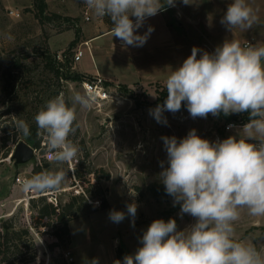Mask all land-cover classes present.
<instances>
[{
    "label": "rangeland",
    "instance_id": "obj_1",
    "mask_svg": "<svg viewBox=\"0 0 264 264\" xmlns=\"http://www.w3.org/2000/svg\"><path fill=\"white\" fill-rule=\"evenodd\" d=\"M42 1L46 4L42 15L55 12L61 17L47 20L38 16L34 0H0V64L4 66L6 58L13 55L19 56L23 63L14 90L8 96L3 92L0 77V198H7L11 204V213L0 217V221L12 216L16 228L29 230L35 248V258L29 263L122 262L125 255L134 254L141 246L140 239L154 220L174 218L178 230L195 222L190 215H181L179 204L173 206V197L156 194L150 188L161 182L160 162L168 167L161 137L175 136L179 140L195 129L201 138L222 141L236 135L237 129L248 122L241 119L247 112L192 118L182 103L178 112L163 113L167 124L158 123L150 115V109L164 103L167 77L191 55L194 46L212 53L225 40H238L242 46L264 44V0H247L259 22L247 31L232 32L220 23L231 0H190L189 5L176 0L175 6H166L138 29L141 35L149 26L154 29L141 47H123L111 32L91 38L110 31L112 25L108 17L93 16L83 0ZM64 16L70 21H64ZM9 35L11 40L7 38ZM77 48L82 54L74 60ZM44 49L55 58L59 77L44 68L45 61L38 55ZM95 76L102 79L107 99L95 101L88 109L76 106V131L69 139L80 149L78 162L56 165L48 158L43 134L37 131L39 145L34 147L27 136L16 130L15 121L17 118L27 123L34 121L47 101L61 92L66 100L74 92L84 93L83 80ZM230 125L235 127L229 128ZM21 140L33 147V156L15 163L8 156ZM36 166L41 172L62 168L68 173L66 184L52 194L61 204L72 196L78 199L75 202L78 211L68 222L71 249L70 240L58 249L48 248L55 241L54 218L34 222L37 210L29 198L43 194L48 201L49 193L23 192L16 181L17 177L24 180L34 175L32 169ZM102 198L105 207H99ZM132 203L137 205L134 224L127 214V205ZM112 210L124 212L125 219L112 222L109 218ZM234 227L237 240L264 249V217H251L247 210H242ZM67 250H71L74 260L65 257Z\"/></svg>",
    "mask_w": 264,
    "mask_h": 264
},
{
    "label": "clouds",
    "instance_id": "obj_2",
    "mask_svg": "<svg viewBox=\"0 0 264 264\" xmlns=\"http://www.w3.org/2000/svg\"><path fill=\"white\" fill-rule=\"evenodd\" d=\"M83 3L93 16L110 19L112 36L123 47H141L154 29L149 26L143 35L138 29L166 6H175L176 0ZM182 3L191 4L190 0ZM258 22L247 0H231L220 20L229 32L247 31ZM165 87L164 103L150 109L158 123L167 124L163 113L178 112L182 103L192 118L247 112L249 120L236 135L222 141L210 142L195 129L179 140L161 137L168 167L160 162V180L173 197V206L179 204L181 215L188 214L195 222L178 230L174 218L154 220L136 252L114 264H264V249L237 240L234 227L242 210L251 217H264V44L242 46L238 40H225L212 53L194 46L191 55L167 77ZM95 98L94 92L85 91L74 92L66 100L61 92L34 116L52 163L77 161L80 149L69 139L76 131V106L91 108ZM15 128L24 136L31 135L29 124L22 119H16ZM67 174L62 168L45 170L22 180L20 187L26 193H56L66 184ZM136 213L137 205L128 204L133 224ZM109 218L120 223L125 213L112 210Z\"/></svg>",
    "mask_w": 264,
    "mask_h": 264
},
{
    "label": "trees",
    "instance_id": "obj_3",
    "mask_svg": "<svg viewBox=\"0 0 264 264\" xmlns=\"http://www.w3.org/2000/svg\"><path fill=\"white\" fill-rule=\"evenodd\" d=\"M37 8V15L42 18L54 19L60 18V14L51 13L49 15L43 14V11L46 10V4L44 1L34 0ZM64 21L69 22L70 18L68 16L62 17ZM112 25V24H110ZM41 58L45 61L44 68L51 72L52 75L59 77V66L55 65V61L51 53L44 49L43 53H39ZM27 57V54L24 55ZM4 66L0 64V77L3 80V92L8 96L11 92H13L15 87V78L18 76V72L22 69L23 63L20 60L19 56L13 55L8 59L6 58L4 62ZM38 91V89L36 90ZM235 119L234 116L231 117ZM229 118V119H231ZM242 120H249V113H246L241 116ZM31 135L27 136V139L33 144L34 147H38L39 145V137H36L37 127L35 121L28 122ZM32 172L35 174L41 172L39 167L36 166L32 169ZM150 188L157 194L160 193L162 195H168L165 191V186L162 182L153 184ZM80 197V196H78ZM78 199L74 196L70 197V199L63 204L57 203L54 205L48 202L45 196L38 195L37 197L29 198V203L32 207L36 208L37 215L35 216L34 222L35 224L41 223L44 218H54L55 225L53 229V235L56 237V240L48 244V248H59L62 244L69 242L70 240V230H69V219L77 213V207L75 206V202ZM105 207V200L102 198L99 207ZM35 258V248L34 241L31 236L29 230L25 227L14 226L13 217L9 216L6 218H2L0 221V264H27L34 260ZM116 258L120 259L118 253H116ZM65 264V262H63Z\"/></svg>",
    "mask_w": 264,
    "mask_h": 264
},
{
    "label": "built area",
    "instance_id": "obj_4",
    "mask_svg": "<svg viewBox=\"0 0 264 264\" xmlns=\"http://www.w3.org/2000/svg\"><path fill=\"white\" fill-rule=\"evenodd\" d=\"M9 13L12 14L13 10L9 9ZM85 18L88 19V16H85ZM81 54H82V50L80 48H77V50L74 53V57H73L74 60H78L80 58ZM101 82H102V79L99 76H95L91 80H83V82H82L83 88L85 89V91H89V92H94L95 93V97H96L95 101H101L103 99H107L106 90L103 88ZM16 181L18 183H20L22 181V179L17 177ZM48 195H49V196H47L48 202H50V203H52L54 205H57L58 201H57L56 196L54 194H52V193H49ZM51 237L53 238V235H51ZM54 238L56 240L55 236H54ZM64 255L68 259L72 260V256H71L69 250L64 252Z\"/></svg>",
    "mask_w": 264,
    "mask_h": 264
},
{
    "label": "water",
    "instance_id": "obj_5",
    "mask_svg": "<svg viewBox=\"0 0 264 264\" xmlns=\"http://www.w3.org/2000/svg\"><path fill=\"white\" fill-rule=\"evenodd\" d=\"M33 156V147L21 140L18 141L8 158L13 159L15 163H22L27 161Z\"/></svg>",
    "mask_w": 264,
    "mask_h": 264
},
{
    "label": "crops",
    "instance_id": "obj_6",
    "mask_svg": "<svg viewBox=\"0 0 264 264\" xmlns=\"http://www.w3.org/2000/svg\"><path fill=\"white\" fill-rule=\"evenodd\" d=\"M109 32H111V30L110 31H105L103 33L95 34V35L91 36V38L99 36L100 34H105V33L107 34ZM9 209H11V204L9 203V200L7 198H4V197L0 198V217L9 215L11 213V212H9ZM69 230H70V244H69V247L71 249L72 237H71V226L70 225H69ZM69 251L71 252V250H69ZM72 260H74L73 256H72ZM27 264H33V263H27Z\"/></svg>",
    "mask_w": 264,
    "mask_h": 264
}]
</instances>
